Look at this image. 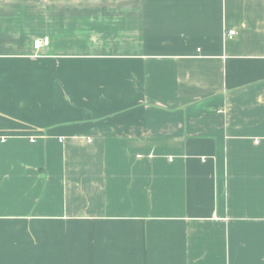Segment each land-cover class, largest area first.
<instances>
[{
	"label": "crops",
	"instance_id": "1",
	"mask_svg": "<svg viewBox=\"0 0 264 264\" xmlns=\"http://www.w3.org/2000/svg\"><path fill=\"white\" fill-rule=\"evenodd\" d=\"M0 264H264V0H0Z\"/></svg>",
	"mask_w": 264,
	"mask_h": 264
},
{
	"label": "built area",
	"instance_id": "2",
	"mask_svg": "<svg viewBox=\"0 0 264 264\" xmlns=\"http://www.w3.org/2000/svg\"><path fill=\"white\" fill-rule=\"evenodd\" d=\"M236 34L235 31H229L227 34L228 38H232L234 35ZM49 45V40L47 38H43V39H36L33 41L32 43V47L35 51H38L42 48H45Z\"/></svg>",
	"mask_w": 264,
	"mask_h": 264
}]
</instances>
